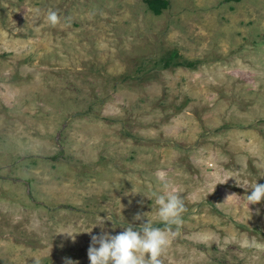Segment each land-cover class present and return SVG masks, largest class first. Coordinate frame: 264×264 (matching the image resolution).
Masks as SVG:
<instances>
[{
    "label": "rangeland",
    "instance_id": "obj_1",
    "mask_svg": "<svg viewBox=\"0 0 264 264\" xmlns=\"http://www.w3.org/2000/svg\"><path fill=\"white\" fill-rule=\"evenodd\" d=\"M146 1L0 0V264L162 227L158 169L186 207L163 264H264V201L224 203L264 184V0Z\"/></svg>",
    "mask_w": 264,
    "mask_h": 264
},
{
    "label": "clouds",
    "instance_id": "obj_2",
    "mask_svg": "<svg viewBox=\"0 0 264 264\" xmlns=\"http://www.w3.org/2000/svg\"><path fill=\"white\" fill-rule=\"evenodd\" d=\"M45 20L50 25L56 26L60 22L59 13L49 9ZM155 176L161 182V189L155 196L156 215L163 226H155L151 220L147 219L151 213H138L134 217L135 221H141L138 227L128 224L123 231L115 235L103 233L99 236H91V245L87 253L90 264H163L161 256L168 247L170 236L175 234L173 225L179 226L183 223L182 214L186 211V207L183 198L167 182L166 173L158 169ZM229 179L233 178H227L223 184ZM236 184L241 187L238 180ZM243 188L248 190L246 187ZM233 199H242L247 207L260 204L264 201V184L253 183L249 194L242 198L235 193H230L226 196L224 203ZM100 219L103 220L101 217ZM87 233L91 234V232ZM67 235L75 240V235ZM251 246L264 249V244H258L254 239ZM65 264H79V261L65 258Z\"/></svg>",
    "mask_w": 264,
    "mask_h": 264
},
{
    "label": "trees",
    "instance_id": "obj_3",
    "mask_svg": "<svg viewBox=\"0 0 264 264\" xmlns=\"http://www.w3.org/2000/svg\"><path fill=\"white\" fill-rule=\"evenodd\" d=\"M146 2L155 15H161L163 10L169 5V2L166 0H147Z\"/></svg>",
    "mask_w": 264,
    "mask_h": 264
}]
</instances>
